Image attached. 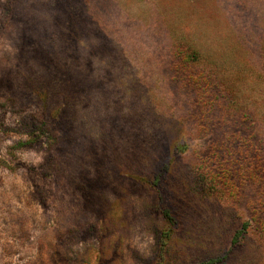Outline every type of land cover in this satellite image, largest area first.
<instances>
[{
  "label": "rangeland",
  "instance_id": "1",
  "mask_svg": "<svg viewBox=\"0 0 264 264\" xmlns=\"http://www.w3.org/2000/svg\"><path fill=\"white\" fill-rule=\"evenodd\" d=\"M207 261L264 264V0H0V264Z\"/></svg>",
  "mask_w": 264,
  "mask_h": 264
},
{
  "label": "trees",
  "instance_id": "2",
  "mask_svg": "<svg viewBox=\"0 0 264 264\" xmlns=\"http://www.w3.org/2000/svg\"><path fill=\"white\" fill-rule=\"evenodd\" d=\"M179 56L182 58V60H184V61H186V62H189V61H191V60H193L194 59V54L192 53V52H187V53H184V51H179ZM195 82H197V80L195 81ZM198 83V82H197ZM202 88H204V87H201V90H202ZM204 94H207V93H204L203 91L201 92V96H204ZM208 95V94H207ZM244 114V113H243ZM250 131H252V130H250ZM243 132H245V130L243 131ZM249 131H247V132H245V134H243V136H242V138H243V140L244 141H249V140H252V141H256V138H257V135H256V133L255 132H253V133H248ZM241 135V134H240ZM240 138H241V136H240ZM217 157V156H216ZM214 164L215 163H218V164H220L219 163V161L217 160V159H215V160H213L212 161ZM215 168L213 169H211L210 171H209V174L210 175H212L211 177H209L208 178V182H210V183H218V185H221V186H223V187H225V188H227V190H235V188L231 185V183L230 182H228V174L230 173V172H228V170H225V171H220V172H225L226 174H221V173H217V172H215ZM218 171V170H217ZM216 173V174H215ZM206 178V177H205ZM207 179V178H206ZM164 216H165V218H166V220L167 221H171L172 220V216H171V214H170V212L168 211V210H165L164 211ZM163 244H165V242L163 243ZM199 264H212V262L211 261H207V262H202V263H199Z\"/></svg>",
  "mask_w": 264,
  "mask_h": 264
}]
</instances>
